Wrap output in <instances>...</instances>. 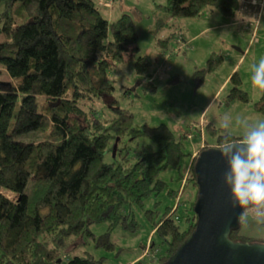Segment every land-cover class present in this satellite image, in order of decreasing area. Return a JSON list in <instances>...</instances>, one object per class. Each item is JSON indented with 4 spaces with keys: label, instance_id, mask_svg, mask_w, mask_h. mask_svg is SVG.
I'll return each instance as SVG.
<instances>
[{
    "label": "trees",
    "instance_id": "1",
    "mask_svg": "<svg viewBox=\"0 0 264 264\" xmlns=\"http://www.w3.org/2000/svg\"><path fill=\"white\" fill-rule=\"evenodd\" d=\"M207 7L234 19L242 1L166 0L160 6L166 18L157 21L155 35L172 20L201 18ZM0 35V67L11 78L0 81V264H105L88 253L71 257L76 252L70 249L81 238L92 239L96 248L115 249L114 230L136 234L141 228L133 207L144 209L167 187L160 174L172 169L185 179L184 144L167 126H136L129 111L119 108L109 120L91 121L84 109L93 99L112 95L108 73L127 54L138 76L149 71L136 25L129 15L109 23L93 0H0ZM174 38L156 39V45L166 50ZM224 61L212 54L207 72ZM230 83L229 99L249 103L238 72ZM255 108L264 117V92ZM206 130L213 144L207 140L200 152L214 148L223 135L212 124ZM31 133L42 140H17ZM126 137L150 141L134 163L120 153ZM115 150L121 159L106 162ZM196 159L183 190L167 191L173 202L189 184L198 192ZM196 199L197 193L187 195L162 217L155 209L144 212L157 239L149 243L152 264H165L194 233ZM102 224L108 229L97 237L91 227ZM232 236L251 242L240 228Z\"/></svg>",
    "mask_w": 264,
    "mask_h": 264
},
{
    "label": "rangeland",
    "instance_id": "2",
    "mask_svg": "<svg viewBox=\"0 0 264 264\" xmlns=\"http://www.w3.org/2000/svg\"><path fill=\"white\" fill-rule=\"evenodd\" d=\"M93 1L109 23L116 22L123 15H129L133 19L139 34L140 55L147 57L151 67L145 76H138L134 60H129L131 53L127 54L123 63H115L108 73L109 79L115 86L112 95L93 99L84 105L85 111L90 113L91 121L109 120L115 114L113 109L119 108L129 111L134 117L136 126H167L176 140L184 144L185 157L181 165L185 177L194 155L199 156L200 151L207 146L205 144L203 147V144L207 140L213 144V139L206 130L208 125L212 124L219 129L217 120L225 114L231 115L233 119L246 118L249 123L264 121V117L255 108L264 90L254 89L251 83V66L264 58V21L260 32H255L259 27V17L255 18V22L259 21V23L248 32L245 26H223L226 22H242L243 18L239 20L237 17L227 18L213 7H207L201 18L172 20L169 27L158 32L156 36L154 31L157 21L166 18L160 8L166 5V0ZM213 27L215 28L204 31ZM203 31L204 33L201 34ZM198 34H201L198 40L186 47L184 40L192 39ZM172 35L175 38L171 40L168 49L164 50L156 45V39L164 40ZM2 41L4 38L0 35V42ZM244 52L245 56L239 62ZM214 53L223 56L225 61L218 70L208 73L207 62ZM235 66L237 69L234 71ZM236 72L242 80L240 88L249 95V103L229 99L233 87L232 83L229 84V80ZM0 81L11 82L10 76L2 67H0ZM210 103L212 107L204 112ZM233 134L240 136L238 131ZM17 140L28 144L40 142L42 137L31 133ZM147 144H150V141L146 139L132 140L126 137L120 145L122 149L120 153L129 157L131 163H134L141 149ZM120 153L115 150L111 155L107 154L106 162L110 163L116 157L120 160ZM159 179L167 183L163 193L147 200L144 209L138 207L132 209L141 225L136 234H131L122 228L114 230L112 242L116 246L113 250L96 248L92 239H78L77 245L70 249V252L74 250L76 252L71 254V257L88 253L96 259H104L105 264H152L150 260L153 259V255L149 243L152 239L157 242V239L153 238L144 212L155 209L159 211L158 217H162L166 208L177 203L167 196V191L181 190L183 185L177 170L162 172ZM196 191L195 187L189 184L179 201L183 203L187 200V195H195ZM7 196L13 198L10 193ZM178 213H181V210ZM260 227L250 220L246 227L240 226V233L252 243H257L261 235ZM107 229V224L91 227V231L97 237L104 234ZM145 244L148 246L144 251Z\"/></svg>",
    "mask_w": 264,
    "mask_h": 264
},
{
    "label": "water",
    "instance_id": "3",
    "mask_svg": "<svg viewBox=\"0 0 264 264\" xmlns=\"http://www.w3.org/2000/svg\"><path fill=\"white\" fill-rule=\"evenodd\" d=\"M226 167L215 148L206 149L197 157V227L165 264H264V248L258 243L233 245L222 239L226 229L232 233L241 226V210L232 207L231 194L223 183Z\"/></svg>",
    "mask_w": 264,
    "mask_h": 264
},
{
    "label": "clouds",
    "instance_id": "4",
    "mask_svg": "<svg viewBox=\"0 0 264 264\" xmlns=\"http://www.w3.org/2000/svg\"><path fill=\"white\" fill-rule=\"evenodd\" d=\"M236 16L238 20L255 18L240 11H236ZM251 67L252 87L264 90V58ZM211 107L212 103L204 112ZM217 127L223 135L214 148L227 166L223 183L231 194L232 207L241 210L238 223L246 227L251 220L261 226L257 243L264 248V121L249 123L246 118L233 119L225 114L217 120ZM237 131L239 137L233 134ZM222 239L233 245L241 243L233 238L230 229L224 231Z\"/></svg>",
    "mask_w": 264,
    "mask_h": 264
},
{
    "label": "crops",
    "instance_id": "5",
    "mask_svg": "<svg viewBox=\"0 0 264 264\" xmlns=\"http://www.w3.org/2000/svg\"><path fill=\"white\" fill-rule=\"evenodd\" d=\"M241 1L242 2L246 1V3H245L246 5L243 3L242 13L245 16H249V17H255V18L259 17L260 23H259V21L255 22V18H248V19H244L243 18L242 22H240V21H238V22H235V21L234 22H226V24H224L223 26L224 27H229V26L232 27V26H236V25L245 26L246 27V31L250 32V31H252V27L259 23L258 30L256 28L255 32H257V33L260 32V28H261V26L263 24V21H264V0H255L260 5V6L258 5L257 7L252 5V1H254V0H241ZM260 7H261V9H259ZM218 27H220V26H218ZM214 28L215 27L206 28L204 31L206 32V31L214 29ZM204 31L201 32V34H203ZM201 34H198V35L192 37V39L184 40L185 46L187 47L190 43L196 42L198 40V37ZM253 38H254V34H253ZM244 56H245V52L241 55V58H240L239 62H241L243 60ZM236 69H237V66H235L233 68L234 71Z\"/></svg>",
    "mask_w": 264,
    "mask_h": 264
},
{
    "label": "built area",
    "instance_id": "6",
    "mask_svg": "<svg viewBox=\"0 0 264 264\" xmlns=\"http://www.w3.org/2000/svg\"><path fill=\"white\" fill-rule=\"evenodd\" d=\"M242 3H246V1H244V2H242ZM252 5L253 6H255V7H257L259 4L255 1H252ZM260 6V5H259ZM260 9H261V7H260ZM204 145H205V143L203 144V147H204ZM198 156H195L194 155V157H193V159H195V158H197ZM189 171H190V169H189ZM189 171H188V173H189ZM188 173H187V176L185 177V179L183 180V185H182V188H181V191L183 190V188H184V186H185V184H186V180H187V177H188ZM180 206V204H179V201L176 203V206H175V210L177 209V207H179ZM149 251V250H148ZM148 251H146V253L145 254H147L148 253Z\"/></svg>",
    "mask_w": 264,
    "mask_h": 264
}]
</instances>
